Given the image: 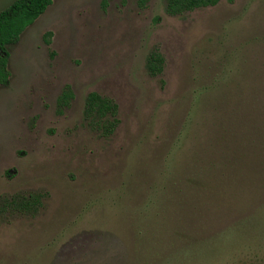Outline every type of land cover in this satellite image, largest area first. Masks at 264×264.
<instances>
[{
  "label": "rangeland",
  "instance_id": "obj_1",
  "mask_svg": "<svg viewBox=\"0 0 264 264\" xmlns=\"http://www.w3.org/2000/svg\"><path fill=\"white\" fill-rule=\"evenodd\" d=\"M167 3L53 0L7 47L0 264H264V0Z\"/></svg>",
  "mask_w": 264,
  "mask_h": 264
},
{
  "label": "trees",
  "instance_id": "obj_2",
  "mask_svg": "<svg viewBox=\"0 0 264 264\" xmlns=\"http://www.w3.org/2000/svg\"><path fill=\"white\" fill-rule=\"evenodd\" d=\"M52 2L53 0H14L0 11V86H6L10 78L7 47L17 43L24 30L44 14ZM218 2L219 0H168L167 12L172 15L182 14L215 6ZM50 36L51 33H48V39L45 38L47 44H50ZM163 63L162 57L154 55L149 60L147 69L151 74L161 73ZM96 114L104 118L101 125L102 135L110 136L118 123L116 104L92 93L85 102V115L90 118Z\"/></svg>",
  "mask_w": 264,
  "mask_h": 264
}]
</instances>
